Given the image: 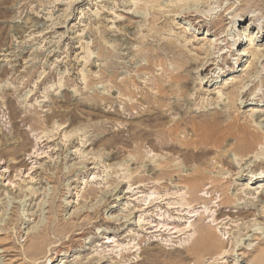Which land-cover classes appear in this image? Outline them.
<instances>
[{
  "label": "rangeland",
  "instance_id": "rangeland-1",
  "mask_svg": "<svg viewBox=\"0 0 264 264\" xmlns=\"http://www.w3.org/2000/svg\"><path fill=\"white\" fill-rule=\"evenodd\" d=\"M158 1L160 8L145 0H0V264H33L22 249L29 233L39 231L45 235L43 251H35L41 264H264V212L257 206L264 178L250 181L259 170L252 165L264 157V86L260 76L254 82L248 77L262 70L264 82V54L236 63L239 50H264V0H222L210 12L201 0ZM174 5L178 11L198 7L202 21L174 16L168 11L177 12ZM220 17L221 27L213 28L211 21ZM42 22L48 28L41 30ZM127 31H133L129 50L118 39ZM216 38L221 44L214 49ZM225 40L237 48L235 55L222 53ZM168 43L179 49H164ZM156 49L159 60L139 55ZM209 50L214 64L198 71ZM175 55H186L188 63L181 86H172L164 102L184 95L187 103L180 112L166 111L165 126L182 116L235 115L261 136L254 151L242 159L233 152L192 158L140 136L153 129L146 118L158 98L154 81L178 72ZM240 80L260 86L235 100L230 90L237 93ZM159 164L173 165L177 175L200 170L219 180L212 188L206 177L199 181V198L187 204L189 190L179 177L155 184L148 169ZM225 196L229 202L223 203ZM83 220L82 234L53 231ZM201 227L221 241L196 257L186 247Z\"/></svg>",
  "mask_w": 264,
  "mask_h": 264
},
{
  "label": "bare ground",
  "instance_id": "bare-ground-1",
  "mask_svg": "<svg viewBox=\"0 0 264 264\" xmlns=\"http://www.w3.org/2000/svg\"><path fill=\"white\" fill-rule=\"evenodd\" d=\"M145 1L146 2H153L154 1L155 4H154V2H153V4L157 8H160L163 5L162 1L159 2L158 0H145ZM195 1L199 2V0H193V2H195ZM201 1L206 2V6H204V8L206 9V12H210L213 10V8H215L213 6V4H217V6H219V4H221L222 0H210V1L209 0H201ZM167 2H169V1H167ZM170 2H171V0H170ZM164 6H166V5H164ZM174 7H176V6L174 5ZM227 8H229V7L224 8L223 11L227 10ZM169 9H170V10H168L169 12H171V11L175 12L174 16H176V17H180V18H182V17L183 18L194 17V18H197L198 19L196 21L197 23L201 22L202 18H203V15H202L203 10L199 9L198 7H195V8L187 7L185 9H182L181 11H178V8H177V12H176V10H174V8H169ZM220 11H221V9H220ZM218 16H220V14H218ZM222 20L223 19H221V17L212 20L211 26L213 28L221 27ZM155 21H156L155 16H154V14H152L150 22L154 24ZM36 24H39V22H35V25ZM240 25L241 24H238V27H240ZM45 26H46V22L45 23L42 22L41 30L48 28L47 26L46 27ZM137 28L138 27H136V30H138ZM242 28H243V30L245 29V27H242ZM263 28H264V24H262L261 30H263ZM133 29L135 31V28H133ZM231 29H233V26L231 27ZM185 30L186 29H184V31ZM257 33H259V30L257 31ZM241 34H244L245 40H248L245 36V33H241ZM130 35H133V31H127V34H125L124 39L118 38L121 42V45L125 44V49H128V50L130 48H132L131 46H133V44H134L130 40L131 39ZM225 36L226 35L221 36V37L223 38ZM240 38L241 37H239L238 40H240ZM242 38H241V40H242ZM218 39L219 38L215 39L216 43H215V46H213L214 49H216L217 46L219 44H221L220 42L217 43ZM225 41H226L225 45H227L228 49H227V51L222 52V53L227 54L228 52H230V53L232 52V54H230V55H235L233 53V51L237 50V48L234 49L233 47L229 46V45H231L230 40H225ZM239 44H241V42ZM176 48H178V47L175 45V43H171V44L168 43L164 49L170 51L171 49H176ZM256 49L251 47L248 50H246V49L239 50L237 53L239 55V58H237V60H236V63L239 64L238 67L241 65V61H242V58L244 56L249 57L252 55V57L254 59H257V58L259 59L260 56L262 57L264 54V50L262 49L260 51V50H258V49L256 50ZM202 52H203L202 48H199L198 50H196V56H198V53H202ZM129 54L134 55L135 53L130 51ZM160 54H161V52L156 49L154 54H152V53L148 54V53L140 52L139 55L146 58V61H148L149 59H158L159 60L160 56H161ZM214 54H215V52L210 51L208 53V56L206 55V57H204V59H201L203 61L200 62V64L197 67V70L198 71L199 70L200 71H207L208 69H211V66L214 64L213 63V60L215 58ZM209 55H211V57H209ZM186 58H187L186 55H184L183 58H181L180 55H175V57L173 59L175 60L176 63L179 64L178 72L176 74H169L168 78L165 79L164 81L163 80L162 81L161 80H155L154 81L155 86H156V95L158 98H154L153 103H156V107H154V111L152 110L153 112H150L146 118V121L154 122L153 129L148 130V131L142 130L141 131L142 134L140 136H143V134H147V135L151 136L153 138V140H155V142H156L155 146L160 145L161 147L168 149L172 153H176L178 151L184 150L185 154H190V156L192 158H201V157H204L206 154L211 153V152H216V153H220V154H223L226 152H228V153L231 152L230 154L234 153L233 154L234 156H237L238 158L242 159L248 153L255 150L254 149L255 148L254 141L259 139V138L261 139V136L259 135L258 132L249 131L245 127V125H241V124L237 123L238 117H236L235 115L232 116L231 120L221 119V117H223V114L221 112H218V111L216 112L215 115L213 114L210 118L205 117V118H201L200 120H195L193 118H186V117L182 116L179 120L174 121L173 124L169 125L168 127L165 126V124H166L165 121H161L165 117H167L166 111L167 112L168 111L180 112L181 110L179 109V107H181L184 102L187 103V98L184 95H183V98L181 100L174 99L172 104H166L164 102V99L167 98L166 96L168 94V91H169V93L171 92L172 86H174L175 84H178V86H181V84L183 82L182 81L183 80L182 72L185 71L186 65L188 63V60H187L188 58L187 59ZM228 60L229 59L227 57L222 58L223 63H229ZM162 65H163V63H162ZM251 65L253 68L256 67L255 63H252ZM145 69L148 70L149 67L148 66H140V68H138V71L145 70ZM260 72H258V69H255L252 72V74H250L248 77H250L249 79H252L251 82H254L258 78V76H260L261 77V79H259V80H261L260 85L264 86V82L262 79V77H263L262 73L263 72L262 73H260ZM254 75H256V76H254ZM109 76L112 77V75H109ZM88 77H89V75L86 74L85 78H88ZM206 77H207V75H206ZM207 78H209V77H207ZM236 82L234 84H236V86H237L236 91L238 89V92H237L238 94L235 93V90H233V89L230 90V96L233 99L235 97V100H236V97L238 98V96H240L239 98L243 99L244 97H246L249 94V91L252 90V88H255L257 85H259V84H257L259 81L257 83H251L248 86H246L247 82L241 83L242 82L241 80L239 82H237L238 84ZM263 92H264V89H263ZM239 93H240V95H239ZM259 94L260 93H257L256 95H259ZM144 101L147 103L150 102V99L148 98V96L144 97ZM238 101H235V102H238ZM91 102L92 103L90 105L92 107H96L97 99L96 100L94 99V102L93 101H91ZM235 102L232 101L233 106H234ZM180 103H181V105H180ZM236 104L238 105L240 103H236ZM164 106H165V109H163ZM235 107H237V106H235ZM130 108H133V106H131ZM229 114H231V113H229ZM260 115H261L260 112H256V114H255L256 117H259ZM26 120L27 119L25 118L24 121H26ZM181 124H184V125L187 124L188 127L186 126L184 128H181L180 127ZM180 133L181 134L183 133L184 137L179 138ZM229 140H233V142L228 143ZM256 145H257V143H256ZM129 161L130 160H128L127 162H129ZM158 166H159V169H154V170H153V168L148 169L149 171H151V170L153 171V172H151V174H152V178H154L153 180H154L155 184L156 185L163 184L165 181L164 180L160 181V180H162V179L169 180V179H171L172 176L179 177L181 182L184 183V186H186L187 189L189 190L188 191L189 192V197H188L189 201L187 204H191L192 202L196 201L199 198V196L196 195V186H197V183L199 181L205 179V177H206V180L212 184L210 186V188H212V187H216L215 183L218 182V180H219L218 178H214L213 176H210L211 173H208L209 175H207V176H203L202 173L199 174L200 170H198L197 174H194V175L189 176V177H185L183 175L175 174L176 172H179L180 170L173 168L174 166L171 164H165L164 166H161V164H159ZM252 166L254 168L259 167V170H258V172L254 173L253 175L251 174L250 181L251 180L254 181V180L260 178V176H263V178H264V157L263 158L261 157L259 160H255V163ZM249 167H250V169H252L251 166H249ZM246 169H248V167ZM246 169H243V172H245ZM137 170H138L137 168L134 170L132 169V172L137 171ZM251 173H253V170L251 171ZM138 180L143 181L144 179H143V177L138 176ZM257 182H258V180H257ZM258 194H259L260 198H258V200H257L258 201L257 206L261 205V213H263L264 212V187H263V189H261V191ZM227 198H229V197L225 196V198H224L225 200L223 201V199H221L220 201L221 202L223 201V203L229 202V200H227ZM18 218H20L22 221L24 220L21 217H18ZM84 224H85L84 220L81 221L80 223H77L76 225H74L72 227H69L68 224L65 223L64 226L61 228H59V226H55L53 228V231H60V232H62V231L64 232L67 230L68 231H70V230L74 231L75 229H77V230L82 229V226ZM191 225L192 224H189L188 227H190ZM48 227H50V226H48ZM50 228H52V227H50ZM255 229H259V228H255ZM197 231L198 232H197L196 236L193 238L191 243L186 247V251H188L190 254H195L196 257H200V256L202 257V256L208 254L207 250L213 246L214 242L221 241V240L219 239V237L215 233L209 231L208 228L201 227ZM262 232H264V231H262ZM82 233H83V231L78 230L75 234H82ZM253 234H259V232H257V230H256V231H254ZM28 237H29V240H28L29 243L26 244V246L23 247V249H22L23 255H24L23 257L25 258V261L27 259V263L30 262L33 264H37V263L41 264L42 261L37 260V254L38 253H35V251L36 250L43 251L42 249L44 248L45 235H41V232L39 231V232L34 233L33 235H31L29 233ZM26 239H27V237H26ZM262 244H264V243L262 242ZM3 251L6 253V255L9 253V250H3ZM213 254L220 255L221 252L218 251V252L213 253ZM46 255H51V253L48 254V252H47ZM41 258L43 260V257H41ZM51 264H53V263H51Z\"/></svg>",
  "mask_w": 264,
  "mask_h": 264
}]
</instances>
